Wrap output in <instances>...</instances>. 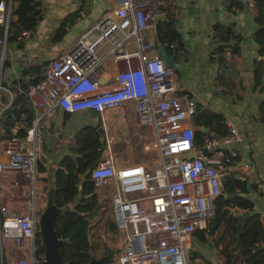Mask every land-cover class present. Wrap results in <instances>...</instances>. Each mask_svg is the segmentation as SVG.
Listing matches in <instances>:
<instances>
[{
	"label": "built area",
	"instance_id": "2783aa9c",
	"mask_svg": "<svg viewBox=\"0 0 264 264\" xmlns=\"http://www.w3.org/2000/svg\"><path fill=\"white\" fill-rule=\"evenodd\" d=\"M245 1L257 14L258 0ZM111 2V9L69 50L51 60L45 76L27 90L35 113L26 133L21 135L27 118L22 113L9 136L0 140L2 264L47 260L39 226L43 188L38 162L43 155V133L52 128L57 109L67 113L93 109L103 114L135 104L139 159L129 161L122 153L121 139L106 135L101 158L90 171L97 197L109 199L114 211L118 249L108 264H192L194 235L207 230L216 217L223 178L251 179L256 174L255 164L245 162L232 147L244 136L231 118L225 119L224 135L206 134L197 141L192 122L196 106L187 94L178 93L175 67L166 63L159 45L148 37L161 22L176 26L177 0ZM11 20L12 0H0L1 69ZM30 31L23 30L21 37H28ZM225 56L230 59L234 54L227 51ZM108 60L117 67L113 75L107 70ZM217 89L223 91L222 86ZM2 93L13 105L15 93L0 82ZM61 142L60 138L58 149ZM199 146L206 152L196 154ZM190 151L195 153L192 158L183 156ZM259 222L264 229L262 212ZM218 262L228 264L223 253Z\"/></svg>",
	"mask_w": 264,
	"mask_h": 264
},
{
	"label": "crops",
	"instance_id": "0c3cea01",
	"mask_svg": "<svg viewBox=\"0 0 264 264\" xmlns=\"http://www.w3.org/2000/svg\"><path fill=\"white\" fill-rule=\"evenodd\" d=\"M40 1L41 20L34 29H31L28 37L20 35L17 40L8 43L6 61L2 69V48L0 47V73L2 72L0 82L5 87H15L19 79H25L23 75L25 67L35 66L42 60H54L65 53L85 30L112 7L111 0ZM177 2L180 17L174 28L180 37L176 44L168 48V51L175 56L177 63L175 75L178 93L187 94L195 106L201 105L202 108L220 113L236 123L244 140L233 144L232 147L238 151L245 162L255 164L256 174L251 178L255 185L264 183V54L260 53L259 44L255 40L259 29L255 19L257 14L252 13L245 0L230 2L227 0H177ZM12 19L17 20V16L12 15ZM62 28L67 29L64 36L70 35V39L60 49L59 45L53 44V41L55 34ZM155 35V28L148 32V37L154 41ZM54 51L60 53L54 55ZM227 51H232L234 56L227 59L225 56ZM28 60L35 61V64L29 66ZM122 68H125L124 64ZM107 70L110 75L117 70L111 60L107 61ZM256 70L259 71L256 72ZM218 86L223 88L221 93L218 92ZM14 107L16 115L17 107ZM27 107L30 112L22 113L26 114V119L29 115L33 118L35 108L32 110L29 101ZM4 108L5 106L1 104L0 110ZM197 113L192 122L196 128V138L197 132L201 134V139L197 138L200 142L206 134H213L211 125L205 126L209 130L204 131L196 122ZM15 118L16 116L13 117V115L7 116L6 119L0 117V137L5 139L9 136L10 133L6 131L11 128L10 123H13ZM137 124L134 103H128L117 109H108L103 114L93 109L75 113L57 109L52 128L43 133V155L39 159L38 169L42 167L50 174L49 176L38 175L43 188L42 193L47 191L48 181L55 179V171L64 157L73 156L77 159L83 156L84 153H78L77 149L87 135L98 136L103 143V148L106 135L116 136L122 141L121 146L125 152L122 153L127 156L126 158L129 161L139 159L135 144ZM101 127L104 129L103 140L98 133ZM214 136L217 135L214 134ZM60 138L62 142L58 149L57 143ZM72 140L75 141L74 144ZM195 152L203 154L206 149L199 146ZM50 175H52L51 178ZM227 176L238 178L233 175ZM240 192L242 191L237 189L236 193ZM245 192H248V187ZM224 193L227 192L223 190L221 196L224 197ZM230 195L232 194L224 199L232 200L240 197L232 198ZM99 198L98 200L101 201ZM251 201L253 207L249 208L251 214L246 219L231 213L229 206L235 205L230 202L222 209L224 217L221 223L217 224L218 227L216 224L213 225V220L211 221L214 227L212 236H209L207 232V238L203 240L197 236L201 231L194 235V251L192 258L190 257L192 264H219L220 253H223L228 261L229 258L233 260V263L228 262V264H264V229L258 226L260 236H257V233L253 231L255 224L251 220L255 213H264V193L258 186L253 190ZM240 207L241 210L248 209ZM236 218H242V221ZM243 229L251 235L250 242H253L254 249L252 252L258 251L256 256L252 255L248 248L245 249L241 241Z\"/></svg>",
	"mask_w": 264,
	"mask_h": 264
},
{
	"label": "trees",
	"instance_id": "16d2710c",
	"mask_svg": "<svg viewBox=\"0 0 264 264\" xmlns=\"http://www.w3.org/2000/svg\"><path fill=\"white\" fill-rule=\"evenodd\" d=\"M257 7L258 13L255 19L259 25V29L256 32L255 40L259 44L260 53L264 54V0H258ZM41 14L42 9L40 0H12V15L17 16V20L12 19L9 24L7 36L8 43L17 40L23 30L34 29L41 20ZM66 31L67 29L64 28L59 29L54 36V41L61 39ZM155 32L156 44L165 45L169 49L172 45L176 44L180 37L176 29L168 22L159 23L155 27ZM1 33H4L2 28ZM20 47H22V43H20ZM233 50H236V48H233ZM49 63V60H42L35 66L25 67L23 71L25 79H19L15 83V87H11V90L16 95L13 105L17 107L16 118L13 120V123L15 120L20 119L22 112H30L27 107L29 99L26 96V92L45 76ZM257 71L259 70H256V72ZM197 110L196 122H198V124L201 126L211 125V132L213 135L222 136L225 134L226 127L224 122L226 117L220 113L204 109L201 105L197 106ZM31 121L32 115H29L28 119L23 121L21 135L26 133V129L30 126ZM13 123H10V126H12ZM6 132L9 134L10 129ZM197 138L201 139V134L199 132H197ZM1 139L3 138L0 137V140ZM102 149L103 143L98 136L87 135V137L80 142V147L77 149L78 153H84L83 156L77 159L73 156L64 157L55 171L58 204L59 206L67 207V210L57 217L55 226L60 237L69 239L61 248L63 259L68 264H86L90 260L89 251L93 247V242L89 239L92 226L88 216L95 215L102 203L99 202L96 193H94L95 182L91 175L89 174L87 177H83V174L91 165L99 161ZM223 186L224 191L229 194L236 193L237 189L242 192L247 191V182L243 181L241 178L226 176L223 181ZM89 194L92 195L87 196ZM230 202L248 209L253 207V202L243 197L225 200L224 197L221 196L218 199L219 214L213 219V225L221 223L224 217L222 209ZM236 220L242 221V218H236ZM251 220L255 224L253 231L257 233V236H260L258 229V226L261 227L259 214L255 213L251 217ZM114 224L116 226V223ZM114 229H116V227H114ZM207 232L206 230L201 231L197 236L206 240ZM250 239V233L243 229L241 241L245 249L248 248V250L252 252L253 242H250ZM107 249H105L104 254L107 252ZM245 253H247L246 250ZM257 254L258 251L256 250L252 252L254 256ZM228 256L230 255L228 254ZM228 262L233 263V260L229 258Z\"/></svg>",
	"mask_w": 264,
	"mask_h": 264
},
{
	"label": "water",
	"instance_id": "95a60500",
	"mask_svg": "<svg viewBox=\"0 0 264 264\" xmlns=\"http://www.w3.org/2000/svg\"><path fill=\"white\" fill-rule=\"evenodd\" d=\"M160 53L162 54L164 60L169 66L176 67L177 63L175 61V56L172 55L169 51L167 46L165 45H159ZM4 105L5 108L1 111L0 110V117L6 119L7 116L14 114L15 107L14 105L9 104L8 95L6 93H2L0 96V105ZM29 105L34 110L33 104L31 101H29ZM204 131H208L209 129L205 126H201ZM98 133L101 136V140H103L104 137V129L101 127L98 129ZM1 134V131H0ZM194 152L190 151L188 153H185L183 156L186 158H192L194 156ZM96 166V164H93L89 167V169L83 174L84 177H87L90 174V171ZM243 181L247 182L248 192H240V193H234L230 195V197H245L246 199H252V193L256 186H258L261 191L264 193V183H260L259 185H255V183L252 181V179H247L245 177L241 178ZM92 194H89L87 196H91ZM225 198L229 197L228 193L223 194ZM229 209L232 214L235 216H240L243 219H246L247 216L251 214L250 209L241 210V207L238 205L235 206H229ZM67 210V207L59 206L58 204V196H57V184L54 180H49L47 183V202L45 206L43 207L40 215H39V226H40V233L43 245L46 250L47 260L41 264H68L64 261L61 248L62 246L69 241V239L62 238L58 235L55 221L58 216L63 214ZM213 225L212 222H209L208 226V235H213ZM89 239L91 240V234H89ZM90 260L86 264H108L110 261H112L115 256L117 255V247H109L107 249V252L102 256H97V254L93 251V249H90Z\"/></svg>",
	"mask_w": 264,
	"mask_h": 264
},
{
	"label": "rangeland",
	"instance_id": "374dc122",
	"mask_svg": "<svg viewBox=\"0 0 264 264\" xmlns=\"http://www.w3.org/2000/svg\"><path fill=\"white\" fill-rule=\"evenodd\" d=\"M70 39V35L62 36L61 39L57 41H53V44L59 45V48L62 49L65 45V43L68 42ZM60 52L54 51V55L58 54ZM40 165V161H39ZM50 173L48 171L44 170L42 167L38 169V175L39 176H49ZM52 175H50V178ZM40 197L42 198V204L45 206L47 202V191L40 194ZM101 202V206L98 208L97 213L92 216H88V219L91 221V231L89 234H91V240L93 242V251L97 254V256H102L105 252V249L109 247H117V232L116 229H114L115 226V219H114V211L112 204L109 199H105ZM217 214H219V205L217 200ZM216 214V215H217ZM196 240V238L194 239ZM108 246V247H107ZM194 251V241L190 252V257L192 258V252Z\"/></svg>",
	"mask_w": 264,
	"mask_h": 264
},
{
	"label": "flooded vegetation",
	"instance_id": "af4514ba",
	"mask_svg": "<svg viewBox=\"0 0 264 264\" xmlns=\"http://www.w3.org/2000/svg\"><path fill=\"white\" fill-rule=\"evenodd\" d=\"M94 193H96V190L94 191ZM42 207H44V205L42 204Z\"/></svg>",
	"mask_w": 264,
	"mask_h": 264
}]
</instances>
